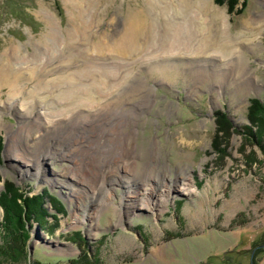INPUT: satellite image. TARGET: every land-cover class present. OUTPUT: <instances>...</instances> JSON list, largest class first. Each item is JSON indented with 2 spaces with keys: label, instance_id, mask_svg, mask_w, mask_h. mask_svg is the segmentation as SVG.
Instances as JSON below:
<instances>
[{
  "label": "rangeland",
  "instance_id": "374dc122",
  "mask_svg": "<svg viewBox=\"0 0 264 264\" xmlns=\"http://www.w3.org/2000/svg\"><path fill=\"white\" fill-rule=\"evenodd\" d=\"M202 2L0 0V68L14 66L28 73L34 62L70 58L80 64L87 54L107 59L104 68L113 72L119 68L109 62L120 61L122 78L116 91L102 101L120 99L116 107L124 110L119 115L147 104L120 130L135 137L131 154L146 152L140 161L150 162L166 177L174 179L186 171L182 175L187 178H178L174 188L189 186L194 191L171 190L158 209L136 207L129 215L123 201L122 206H109L99 216L87 218L84 207L91 214L98 208L92 198L75 192L71 196V189L49 180L67 172L66 181L75 184L71 176L76 175L87 185L84 192H91L100 162L83 154L84 164L75 165L57 156L35 177L32 167L27 175L14 169L12 164L20 162L7 156L9 144L20 141L13 140L19 123L30 127L34 120L48 121L45 113L63 106L49 97L39 103L42 87L33 79H22L15 92L0 87V192L7 183L29 195L45 188L64 204L57 221L51 217L42 225L28 221L24 259L6 248L9 237L0 206V264H34V260L70 264L76 258H82L78 264H264V244H259L264 239V138L261 150L249 133L248 121L249 98L264 97V0H236L232 12L226 2L208 0L225 14L222 28L205 13ZM138 16L146 24L131 55L110 52L107 45L120 42L129 20ZM197 30L210 34V43L200 39ZM184 38L186 44L181 43ZM97 44L103 46L99 52ZM49 67L48 63L43 69ZM79 68L39 73L37 81ZM34 89L36 97L28 94ZM217 110L224 112L230 127L215 114ZM37 111L42 117L36 118ZM255 116L261 117L259 130L264 132V112ZM107 156L119 157L117 152ZM140 172L139 177L145 175ZM123 191L109 188L108 200L119 203ZM45 205L54 213L48 201Z\"/></svg>",
  "mask_w": 264,
  "mask_h": 264
},
{
  "label": "bare ground",
  "instance_id": "6f19581e",
  "mask_svg": "<svg viewBox=\"0 0 264 264\" xmlns=\"http://www.w3.org/2000/svg\"><path fill=\"white\" fill-rule=\"evenodd\" d=\"M202 4L204 5L205 13L214 22L219 21L216 23H220L218 27L222 28L221 23H225V14L208 5V0H203ZM192 17L196 21L197 18L198 20L200 19L196 14H193ZM145 24L144 18L142 19L139 16L131 18L124 34L121 36L120 42L114 39L113 46L107 45L105 47L110 52L113 51V53L116 52L119 55L130 54L133 48L136 47V39L139 33H142L141 31ZM187 30L192 31L190 28ZM75 31L81 36L82 30L80 28H77ZM197 31L199 32V30ZM199 33L200 39L206 43H210L209 40L212 39L210 34L206 32L204 34L203 31ZM180 40L181 43L186 41L184 44L188 42L186 38L183 41L182 39ZM95 48L99 52L103 46L97 44ZM93 57L86 54L80 64L70 58L62 59L60 62L51 60L48 62L50 67L47 71L43 69L45 65H48L47 62L37 63L34 61L28 73L23 72L21 68L15 69L14 66L7 69L0 68L1 88L6 86L9 87V91L15 92L20 87L22 79H33L37 86L42 87L40 90L43 94L37 98L38 100L39 98L41 99L39 103H42L44 99L46 100L49 97L55 103L63 106L62 109L45 113V115L49 116L48 121L41 119L34 120L30 127L25 126V123H19L16 137L13 140L20 141L9 144L7 156L9 160H18L20 163L23 162L25 164H12L14 169L27 175L31 173L29 167H32L31 171L33 173L31 174L37 177L40 174V167L46 165L49 160L57 158V156H60L61 160L76 162L75 165L84 164L82 161L83 154L88 155L91 162H100L102 167L91 192H84L83 186L87 185L82 184L84 182L76 175L71 176L75 184L66 181L67 172H63L60 175L63 178L54 177L49 180L51 183H55L54 185L71 189V192H68L71 196H74V192L78 195L80 193L86 196L89 195L92 198L91 202H93V205H96L98 208L94 209V212L91 214V212L87 213L84 207L83 212H85L87 218L94 217V214L99 216L100 211L107 209L109 206H122L124 205L123 201L126 202V213L130 215V212L136 207L148 210L160 208L161 204L166 203L168 200L171 190L177 192L179 190L185 194L194 193L193 189L189 186H181V189L177 190L174 188L179 179L184 180L187 178L182 175L186 171H180L174 179L166 177L150 162L145 165V163L140 161L139 156H148L146 152H141L139 156L131 154L135 137L130 131L123 133L120 130L128 126L133 119H137L139 115H137V111H140V113L144 112L147 104L141 103L136 107L128 108L123 114L119 115V110L123 108L116 107V104L120 99L102 101L103 98L112 95L116 91L115 88L122 78L123 70H120L121 62H113V59L109 62V66L112 64V66H117L119 69L113 72L107 71L104 66L108 65V60L102 59L100 56L94 59ZM77 65H80L79 69L65 74L60 73V75L58 73L56 77L48 81L43 78L37 81L38 77H41L39 73L46 76L50 72L68 70V68L72 66L76 67ZM10 70L11 72H9ZM118 73L122 75H118ZM34 91L35 89L30 90L28 94L36 97L37 92ZM110 91H113V93ZM10 106L13 107L11 104ZM41 115L37 111L36 118H39ZM80 116L81 119L79 120ZM73 117L74 119L76 118L75 121L69 123V119H73ZM23 142L27 144V148L25 149L21 147ZM116 152L118 153V158H108L107 155ZM136 171H141L140 174L145 171V175L139 177ZM157 186L163 188L161 189ZM116 187H121L124 190L123 195L120 197L121 201L117 204L108 200L111 198V194L106 195L109 188L115 191ZM138 200L139 203L137 202Z\"/></svg>",
  "mask_w": 264,
  "mask_h": 264
},
{
  "label": "trees",
  "instance_id": "16d2710c",
  "mask_svg": "<svg viewBox=\"0 0 264 264\" xmlns=\"http://www.w3.org/2000/svg\"><path fill=\"white\" fill-rule=\"evenodd\" d=\"M218 4L227 3V10L229 12L234 11V5L236 0H214ZM248 107V121H249V133L256 140L259 148L263 150L261 145V139L264 138V132L259 130L260 116H255L257 113L264 112V97L261 101L256 97L249 98ZM215 114L223 119L222 121L229 125L224 112L217 110ZM254 130L252 127H255ZM219 128V127H218ZM223 129V128H222ZM1 147V143H0ZM1 149V148H0ZM216 150H218L216 148ZM50 203L54 213H50L47 209L46 203ZM0 206L3 209V229L6 232V236L9 237L6 248L14 249L18 252L20 259H24L26 256L25 241L28 238L27 223L30 219H34L39 225L48 222V218L58 220L57 215L64 210L63 202L55 195L49 192L47 189H43L41 194L29 195L26 192L22 193L21 189L13 184H4L2 191L0 192ZM18 242V243H17ZM260 246L264 244V239L259 243ZM258 244V245H259ZM18 256H15L17 259ZM81 259H70V264H78ZM34 264H41L39 260H34ZM253 263V260H252Z\"/></svg>",
  "mask_w": 264,
  "mask_h": 264
},
{
  "label": "water",
  "instance_id": "95a60500",
  "mask_svg": "<svg viewBox=\"0 0 264 264\" xmlns=\"http://www.w3.org/2000/svg\"><path fill=\"white\" fill-rule=\"evenodd\" d=\"M29 253H31V249H29Z\"/></svg>",
  "mask_w": 264,
  "mask_h": 264
}]
</instances>
